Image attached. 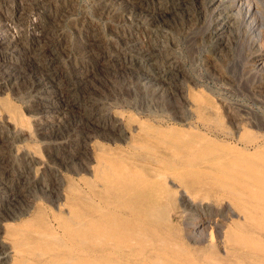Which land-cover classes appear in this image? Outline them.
Returning <instances> with one entry per match:
<instances>
[{
    "label": "rangeland",
    "instance_id": "1",
    "mask_svg": "<svg viewBox=\"0 0 264 264\" xmlns=\"http://www.w3.org/2000/svg\"><path fill=\"white\" fill-rule=\"evenodd\" d=\"M0 2L1 21L21 10L3 21L11 31L21 32L23 46L18 50L39 54V61L31 59L32 66L15 68L13 78L0 77V114L12 119L9 126L0 120V192L6 193L5 199L0 193V221L8 216L7 202L12 212L19 208L18 214L23 207L32 213L10 220L11 226L40 211L57 228L59 204L75 194L98 203L96 192H104L96 176L101 159L132 153L133 140L145 133L198 144L191 155L194 161L226 157L231 163L244 155L259 164L253 168L258 166L264 177V0ZM50 85L57 90L47 89ZM100 112L109 125L93 117ZM8 144L14 146L13 160L7 159ZM25 151L36 160H28ZM166 185L157 211L159 235L130 252L131 259L156 251L161 260L148 264H169L171 259L188 264L196 258L197 264H205L208 257L212 262L206 264H236L227 262L224 252L237 225L245 222L235 203L217 197L216 190L204 191L207 209L194 210L182 203L179 188ZM226 205L234 214L224 211ZM262 221L252 233L264 235ZM250 226L255 227L246 229ZM200 230L201 237L195 233ZM5 237L0 230L1 240Z\"/></svg>",
    "mask_w": 264,
    "mask_h": 264
},
{
    "label": "bare ground",
    "instance_id": "2",
    "mask_svg": "<svg viewBox=\"0 0 264 264\" xmlns=\"http://www.w3.org/2000/svg\"><path fill=\"white\" fill-rule=\"evenodd\" d=\"M10 1L12 0H3V2L5 3H8ZM19 11L21 10L16 9V11L12 15L11 14L6 15L2 18V21L0 20V49H2L0 54V77L5 75L7 78H13L16 72L15 68L17 70V68L19 69L21 68V66H25V64L28 65L32 60L34 62L39 61L38 53H37L38 55L36 56V54L34 55L31 54V51L30 52L28 51L29 53H27V52H20L18 50L20 44L21 47L23 46L21 40V32L18 29L14 30V28L11 31L6 23L3 24V21H8L9 19L13 18L14 16H16V14H19ZM1 15L3 14L1 13ZM40 36L39 35L36 36L38 41L41 39ZM41 52L39 51V53ZM32 56L34 57L32 58ZM30 65L32 66V64ZM154 80L155 78L147 79V81L152 84L155 83ZM160 83H164V82H160ZM46 88L49 89L50 91L52 90V92H55V90H57L53 85H50L49 87ZM58 93L60 92L58 91ZM93 117L97 119L100 123H102V126L103 125L107 126L110 124L106 122L105 116L101 112L98 113L97 116L94 115ZM95 119L91 121H94ZM0 120L1 121L4 120L5 123L9 126L10 121L12 119L8 121V119L4 117L3 114H0ZM58 121L60 122V120ZM0 124L4 125L2 124V122ZM115 126L113 125L114 129ZM128 132L130 131L128 130ZM129 134L132 135L133 133L132 134L129 133ZM145 134L146 135L143 134L138 136L137 141L136 139L133 140L132 153L124 152L125 154H122V152H120L118 154H108L104 157V159L103 158L101 159V161L99 162L96 176L97 179H99L97 185L102 186L104 192L103 194L100 195L98 194V192H96V194L99 196V202L97 203L91 196L90 197L85 196L84 198L83 196L80 195L77 196L75 194V197L74 196L67 197L66 202L61 203L58 206L59 210H61L62 213H60L57 216V222H56L57 228L50 223L51 221L50 222L45 221L40 211H36L33 214L32 218H29L30 220L24 219L25 221H21L20 223H15V225L17 224L16 226H11L10 225L11 223H9L10 220L12 221V223L13 221L21 220V218H24L23 216L25 215L28 216L30 211L27 209H23L22 207L20 212L17 214L19 208L15 205L18 209L12 212L10 207H8L9 204H7L6 202V205L4 207L6 206L7 207L5 208L4 211L7 212L6 214L8 216H5L7 218L4 219L1 216L2 220L0 221V230H3L4 234L6 235L5 239L1 240L0 238V249L2 248L3 250V251L0 250L1 252L0 258L3 264H126V263L129 264V262L130 263L134 262V264H148L149 262H158L161 260V258H160V254L156 253V251H151L150 253H148L149 256L144 258L135 257L136 258L135 260L131 259L130 252L132 251L134 252L137 247L141 246L142 243L147 244L148 242H151L149 236L159 235V233L157 232V225H158L157 214L159 212L157 213V211L161 209V203L163 202L164 192L166 191L165 185L167 184V182L171 186L179 188L180 191L178 192L180 194V199L182 203L184 205L189 206L191 209L193 208L194 210L207 209L206 207H208L207 206L208 201L206 202L207 198L205 200L203 198L204 195L202 194L204 193V191H206L207 193V191L216 190L215 192L217 197H219L220 199L223 198L222 200H229L230 202L235 203L234 205L239 210L238 212L240 213L239 216L244 218L245 222L243 224L239 222H238L239 224L236 223L238 224L237 225L238 230L235 231L236 234H231L230 237L229 235L227 236L229 237L228 238L229 241H227L224 244L225 245L224 252H226L229 258L226 255L227 256L226 260L227 262L230 261L236 264H264V235L263 234L256 235L257 234L256 232L252 233V231L259 230L258 228H256L259 220L260 219L264 220V177H262L261 174L257 172L258 166L256 168H253L254 160L251 161L252 162L251 164L250 161L248 162L245 160L244 155L240 154L239 160L236 159L234 162L231 163L229 162L230 160H228L226 157L212 159L211 161H201V162L199 160L194 161L192 158L193 156L192 153L196 150L198 144L195 143L191 144L190 142L186 143L178 139L167 140L164 137L157 136V134L155 135H151L150 133H145ZM125 137H126L125 139H127V136ZM2 139H5V136ZM3 143L5 144V141ZM12 147L9 148V152L7 155L8 160H13L14 159L13 157H17L15 156V151ZM154 157L157 160H154L153 159ZM26 158L33 162L36 160V157L32 155H27ZM148 160L151 162H148ZM35 166L37 165L35 164ZM27 189H28L27 191H29V188ZM217 190L219 191L217 192ZM63 192L64 191H62V193ZM0 193H4V192H0ZM5 194L6 193H4V196L2 195L4 199L6 198ZM25 196L28 199L30 193L27 192ZM31 196H36V195L33 194ZM230 206L226 205L224 211L229 214H234V211L232 210V208H230ZM3 209L4 208H2V210ZM260 223H264V221ZM249 225H253L255 227L250 226L252 227L251 229H246L248 228ZM204 229L205 227L201 226V230ZM200 231L195 232L196 235H199V237H201L203 232ZM244 233L245 235L247 233L246 239L243 238V236L245 235L241 236V234ZM220 236L221 235H219V237ZM221 244L222 243H220V245ZM259 251H261L263 254L262 253L260 254ZM181 255L183 256V253ZM208 255L206 256L208 257ZM153 256L155 258H152ZM183 258H185V256ZM208 258L206 263L212 262L210 261V259L212 258L210 257L209 260ZM214 258L217 259L216 256H214L213 259ZM192 260L194 259H191L190 261L193 262ZM197 260L200 259L196 258V261L194 260L195 264L199 262V261L197 262ZM170 261H168L169 264H179L180 261L182 262V260L179 261L177 260L178 262L175 260L172 262ZM223 262L224 261H222V263L220 264H223ZM184 264L186 263L184 262Z\"/></svg>",
    "mask_w": 264,
    "mask_h": 264
}]
</instances>
